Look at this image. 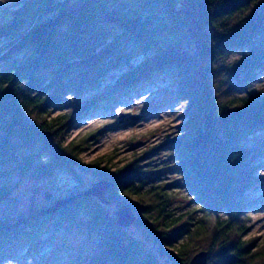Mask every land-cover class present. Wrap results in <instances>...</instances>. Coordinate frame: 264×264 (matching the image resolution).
<instances>
[{
  "label": "trees",
  "instance_id": "trees-1",
  "mask_svg": "<svg viewBox=\"0 0 264 264\" xmlns=\"http://www.w3.org/2000/svg\"><path fill=\"white\" fill-rule=\"evenodd\" d=\"M14 3L10 16L0 20V181L13 174L49 178L80 166L89 137L67 141L66 135L81 115L169 77L186 118L172 152L196 207L172 212V193L146 184L136 160L112 171L96 161L87 168L99 181H109L104 201L79 192L64 204L30 208L0 225V262L24 244L35 247L45 231L66 225L98 241L95 254L74 264H189L200 251L222 256L212 264H264V242L244 238L245 193L264 180L257 173L263 163L257 159L264 156V93L247 89L220 100L209 64L241 49L230 67L239 84L247 86L264 72V0ZM110 79L109 91L62 111L67 98L94 92ZM9 191L0 183V202ZM109 204L131 208L132 224L158 246L165 263L120 225Z\"/></svg>",
  "mask_w": 264,
  "mask_h": 264
},
{
  "label": "rangeland",
  "instance_id": "rangeland-1",
  "mask_svg": "<svg viewBox=\"0 0 264 264\" xmlns=\"http://www.w3.org/2000/svg\"><path fill=\"white\" fill-rule=\"evenodd\" d=\"M15 1L2 0L0 20L10 16ZM241 53V49L229 50L209 62L214 92L220 100L244 95L247 89L264 93V72L247 86L239 84L236 73L230 67ZM138 61L132 60L130 63ZM118 74L116 71L109 76L116 77ZM113 82L114 79L107 80L94 92L67 98L68 106L62 111L77 109L89 102L90 97L103 95ZM175 91L176 85L169 77L163 78L146 85L137 93L120 97L110 107L82 114L66 135L67 141L89 137L80 155L81 165L59 170L49 178L36 179L28 174H13L2 179L0 183L10 191L0 202V225L18 220L30 208L40 210L91 188L99 179L87 167L96 161L100 167H109L112 171L117 166L136 160L135 166L146 184L161 185L166 193H172L169 198L172 212L180 214L195 208V200L182 187L172 152V141L181 135L180 126L186 121L184 107L176 98ZM60 111L56 109L55 113ZM258 159L263 163L257 168V173L263 174L264 156ZM45 192L51 195L50 199L45 198ZM245 195L249 201L245 209L249 220L244 238L256 239L261 244L264 242V180ZM107 208L114 215L118 207L109 204ZM126 229L129 234L145 241L159 260L165 263L159 255L158 246L145 240L140 228L130 224ZM97 242L93 234L73 226H55L41 234L35 247L24 244L11 251L0 264H74L95 254ZM221 258L215 251L208 254L207 264L217 263Z\"/></svg>",
  "mask_w": 264,
  "mask_h": 264
},
{
  "label": "water",
  "instance_id": "water-1",
  "mask_svg": "<svg viewBox=\"0 0 264 264\" xmlns=\"http://www.w3.org/2000/svg\"><path fill=\"white\" fill-rule=\"evenodd\" d=\"M120 118H122V115L120 116ZM109 187H110L109 181H107V180L99 181L97 183H94L91 188L82 191L80 194H84L86 196H97L102 201L103 195L109 189ZM45 194H46L45 198L47 197L46 199L51 198V195L48 192H45ZM72 198H66V199L59 200V201H57L56 204H64L68 201H71ZM116 215L118 217L117 218L118 222L123 227H126V226L132 224L134 222V219H135V216H134V214H133V212L129 206L120 207L117 210ZM207 258H208L207 252L206 251H200L191 258L189 264H207Z\"/></svg>",
  "mask_w": 264,
  "mask_h": 264
},
{
  "label": "clouds",
  "instance_id": "clouds-1",
  "mask_svg": "<svg viewBox=\"0 0 264 264\" xmlns=\"http://www.w3.org/2000/svg\"><path fill=\"white\" fill-rule=\"evenodd\" d=\"M0 2H2V0H0Z\"/></svg>",
  "mask_w": 264,
  "mask_h": 264
},
{
  "label": "built area",
  "instance_id": "built-area-1",
  "mask_svg": "<svg viewBox=\"0 0 264 264\" xmlns=\"http://www.w3.org/2000/svg\"><path fill=\"white\" fill-rule=\"evenodd\" d=\"M1 3V2H0Z\"/></svg>",
  "mask_w": 264,
  "mask_h": 264
}]
</instances>
